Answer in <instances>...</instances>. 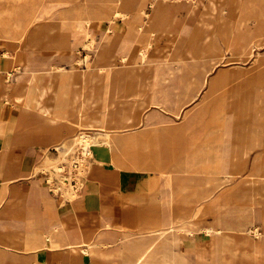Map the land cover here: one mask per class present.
Wrapping results in <instances>:
<instances>
[{
    "label": "rangeland",
    "instance_id": "rangeland-1",
    "mask_svg": "<svg viewBox=\"0 0 264 264\" xmlns=\"http://www.w3.org/2000/svg\"><path fill=\"white\" fill-rule=\"evenodd\" d=\"M154 1H134L126 15L122 11L110 15V19L113 18L112 21L109 19L103 22L104 20L96 19L89 24L83 23L85 28L91 30L90 36L95 40L100 38L104 30L109 35L115 31L121 32L122 39L125 40L123 43L133 47L135 56L142 51L141 49L146 48L148 59L142 65H139L135 58L133 62L137 64L121 62L119 66L114 67L112 74L116 76L113 79L121 80L119 85L117 83L111 85L74 83L70 90L85 95L94 92L101 97L98 106H103L105 103L115 108L124 106L130 98H133L126 96L124 91L119 92L130 82L136 84V89L149 91L139 98L144 104L139 109L140 121L131 120L132 125L117 127L116 130L121 135L133 134L134 132L131 133V131L135 130L137 138L134 145L138 150L135 156L144 159L154 153L159 156L160 160L163 156L167 159L165 160L167 165H170L168 179L172 181L180 176L181 180L186 183L184 195L180 194V197L176 187H170L171 195L168 202L170 216L180 220L178 210L185 209L184 214L189 216V219L185 218V220L195 223L196 229L192 235L200 242V246L208 247L209 239L205 232L206 228L212 225V216L207 212L209 203L219 201V213H224V218L229 223H235L237 219H240L239 216L245 217V213L258 211L256 208L259 204L264 207V190L258 193L259 187L261 185L264 187V180L257 178L264 175V169L260 168L264 164V158H256L262 148L254 149L245 162V168L243 165L240 169L241 173L224 183L206 172L209 165L205 161L206 157L212 154L208 147L209 142L216 144L220 139L210 141L217 136L214 132L226 129L215 130L219 123L216 119V107L221 94L211 92L213 84L222 74L223 82L226 79H232V101L231 103L224 102L231 106L239 102L243 104L251 101L255 88L264 85V0H255L254 6L250 5V8H244L243 4L241 5V2L245 0H162L167 5L166 14L161 15L156 20L153 30L151 27V31H148L145 28L151 26L152 22L140 12L143 10L148 14L153 13ZM108 4L112 5L88 0H0V126L4 128L5 121L11 114H14L16 101H19V112L25 117V106L23 105L33 97L34 92L33 82L29 81L33 68L42 65L48 68L68 65L70 73L86 69L87 62L91 56L95 55L94 50L86 45L74 44L73 36H68L63 40L64 31L61 26L67 23L70 13L77 15L82 13L85 16L86 13L99 14L103 8L110 9ZM111 12L114 10L112 9ZM211 26L218 34V49L211 47L208 36ZM5 34L12 36L6 38ZM57 38H60L59 43ZM7 44H9V49ZM6 51H9V55L5 57ZM119 51L120 49H117L113 53L114 58L118 56ZM241 53L245 56L237 57ZM26 69L28 72L22 75ZM70 73L68 76L71 75ZM102 73H107V69L104 68ZM226 73H233L236 77L226 76ZM259 74L263 79L258 83ZM18 78L26 88V96L24 98L21 96L23 99L20 100H16L14 94L4 95L5 85L13 83ZM248 91H252V94ZM226 92V90L223 91L224 94ZM156 93L162 96L170 95L171 99L165 106L156 107L152 102L147 105V102L151 101V95ZM96 97L92 96L91 99ZM48 103L53 104L54 102L50 100ZM98 106L91 104L90 114L100 109ZM72 109V117H78L80 113L75 108ZM253 113V109L249 110L247 117H242L239 121L232 119L228 123L233 127L243 124L253 126L256 122ZM36 119L39 122L37 124L44 121L43 118ZM114 119V123L117 124L119 115ZM32 120L28 125H34ZM59 124L63 126L70 124L73 130L49 147H36V153L40 155L41 160L34 170V175L37 173L35 177L41 178L43 184L48 185L53 193H55L53 184L62 180V176L57 173L60 157L54 147L74 143L77 139L79 141L81 139L79 133L85 131V127L77 124V121L73 124L61 121ZM190 131H193L191 136H187ZM230 132L229 130V134ZM4 133L2 131V135ZM92 135L95 136V134ZM199 142L202 146L197 152ZM83 144H86V140ZM80 145L82 146V143ZM198 154H200V159L196 162L195 156ZM91 157L83 161L86 166L84 179L92 166ZM178 161H181V166L178 168H184V170L181 169L183 171L174 169ZM130 167L133 168H125L128 171L137 170L135 166ZM138 176L146 177L148 174ZM153 190L154 187L151 186V191ZM248 190L249 195L247 196H240L236 193ZM63 194L64 198L69 201H74L78 197L75 191L68 190ZM227 195L231 197H226ZM179 198L183 201H179ZM255 220L256 222L249 226L246 233L235 230L228 233L232 237L233 252L236 251V253L225 252L224 261L221 264L252 263V260L246 256V251L250 249V246L247 243L248 239L245 240V238L259 239L258 234L262 231V226L258 223V219ZM206 260L207 264H210L209 255H206Z\"/></svg>",
    "mask_w": 264,
    "mask_h": 264
},
{
    "label": "crops",
    "instance_id": "crops-1",
    "mask_svg": "<svg viewBox=\"0 0 264 264\" xmlns=\"http://www.w3.org/2000/svg\"><path fill=\"white\" fill-rule=\"evenodd\" d=\"M134 1L137 0L126 1L130 9ZM103 2L109 3L105 0ZM156 2L157 0L154 1ZM242 4L245 7V3L241 2ZM102 10L110 11L111 7ZM103 22H106V19ZM109 36L108 53L113 57L117 49L121 51L125 40L118 31ZM7 47L9 49V44ZM140 53L135 56L132 47L129 53L131 60L138 58ZM85 67L86 69L80 72L70 73V70L68 71L71 74L70 82L64 98L67 108L55 110V114L62 119L53 120L46 114L26 110H24L25 117H23L19 112V106H14V114H11L5 121L4 128L0 126V264H130L136 253L135 250L150 244L149 239L142 241L140 234L145 232L151 235V231L157 229L170 230L171 241L157 243V248H154L153 255L149 259L150 264H164V259L158 252L164 248L177 251L175 264H185L186 259L192 261L193 264H197V259L198 264H207L206 255L210 256V264H217V261L212 258L214 249H223L221 262L224 261L225 252L236 253V251L233 252L231 246L232 237L228 234L230 231L246 233L249 226L256 222L255 219H258V223L262 226V231L259 233H264V207L262 205L259 204L256 208L258 211L253 210L254 213H245L247 219L239 216L240 219H237L235 223H229L225 220L224 213H219L218 203L220 202L214 201L209 203L207 208V212L212 216V225L206 228L205 232L209 239L208 247L200 246V242L192 235L196 229L195 223L185 220V218L189 219V216L184 214L185 209L178 210L180 220L170 216L168 204L171 195L170 187H176L180 197L184 195L186 183L181 180L180 176L172 181L168 179L170 165H167L165 161L167 159L163 156L161 160L154 153L144 159L135 156L138 154L137 147L134 145L137 138L135 130H128L131 133L134 132L130 135L119 133L121 137L117 142L120 154L117 151L115 154L107 143L97 146L92 158V166L86 173L82 189L77 193L78 197L74 201L67 200L64 195L53 193L48 185L43 184L41 178H36L37 173L34 175V170L41 160L40 155L36 153V147H49L68 135L73 127L70 124L63 126L59 122L66 121L73 124L77 121L82 115L79 108L84 101L88 105L98 106L100 104L101 97L94 92L85 95L70 90L74 83H101L103 85L117 83L119 85L121 81L118 78L113 79L116 75H113L112 71L116 66L111 67L110 71H108V66L101 63L92 67L86 64ZM104 68L107 69L105 74L102 73ZM220 77L211 88L212 93L215 91L221 94L217 105L223 100L228 101L233 98L232 79H226L223 82ZM135 85L130 82L127 87L122 88L123 90H119L121 93L124 91L126 96L133 97L124 106L115 108L104 103L103 106H98L100 109L94 114L89 113L94 120H100L102 116L99 112L105 108L106 117L103 118L104 125H106L105 131L118 133L117 127L130 126L133 124L131 120L140 121L139 109L144 104L139 98L149 91L136 89ZM23 87L25 88L24 85ZM224 90L227 91L225 94ZM22 96L23 98L26 96L25 91ZM92 96L97 97L91 99ZM151 96V101H148L147 105L152 102L156 107L165 106L171 99L170 95L162 96L159 93ZM50 100L54 102L52 105L56 103L54 99ZM72 108L80 113L78 117H72ZM117 115H119V121L116 124L114 118ZM63 116L67 117L63 118ZM36 118H43L44 121L37 124L39 122ZM31 119L34 123L32 126L28 125ZM231 120L228 122L230 123ZM43 122L56 123L47 127L41 125ZM229 126L231 129L234 128L232 124ZM84 129L85 131L79 133L81 140L83 132L93 131L88 128ZM229 130L227 126L225 130L214 132L217 136L210 141L221 137L230 138L228 137ZM2 131L5 132L4 135ZM192 132L187 133V136H191ZM197 146V152H199L202 145L199 142ZM156 153L158 154L157 151ZM195 158L198 162L200 154ZM207 159L208 157L205 161L210 168L206 172L216 176L222 183L241 173H233L232 161L226 159L225 163L217 164ZM246 160L241 163L244 164V168ZM180 162L178 161L174 169L184 170V168H178L181 166ZM130 166H135L137 170H126L125 167L133 168ZM147 174L146 177L138 176ZM151 186L154 187L153 191H151ZM247 192L236 193L240 196H247ZM179 201L183 199L179 198ZM247 239L250 249L246 251V256L252 260L250 264H255V258L252 255L254 240L245 238Z\"/></svg>",
    "mask_w": 264,
    "mask_h": 264
},
{
    "label": "bare ground",
    "instance_id": "bare-ground-1",
    "mask_svg": "<svg viewBox=\"0 0 264 264\" xmlns=\"http://www.w3.org/2000/svg\"><path fill=\"white\" fill-rule=\"evenodd\" d=\"M88 1L95 2V3L103 2V0H88ZM105 1L112 4V5H110V7H111L110 11L102 10L103 12L101 11V13H99V14H94L95 12L86 13L87 14L86 16H85V14H82V13L78 14V15L74 14V13H70L68 15L67 23L65 25L61 26V29H62V31H64V35L62 37L63 40L65 38H67L68 36H73L75 39L74 44H78L80 46L86 45V47L91 48V50L92 49L94 50L95 55L93 54L94 56H91V59L87 62L88 67H92V66H95V65H98L99 63H101V64L108 66V71H110L111 67L119 66V63H121V62L122 63H128V62L132 63L133 62V60H131L130 55H129L131 47L127 46V44L125 43L122 45L121 51L118 53V56L116 58L111 57L108 53V49H109V47H108L109 41L108 40L110 39L109 33L104 30L99 39H97V40L92 39L90 36L91 30L85 28V26H84L85 24L83 25V23L89 24L96 19L109 20L110 19L109 16L112 14H115L117 11H120V12L122 11L126 15L127 12L130 10V8H129L128 4L126 3L127 0H105ZM244 3H245L244 4L245 7L250 8V5H252V7L254 6L255 0H245ZM112 9L114 10V12H111ZM166 9H167V5L162 0H157V2L154 5V8H153V13L148 14L146 11L141 10L140 13L142 14V16L146 17L147 19H149L152 22L151 26L148 24L149 26L147 28H145V30L151 31V27L153 30V27H154V24L156 23V20L159 19V17L165 13ZM99 15H101V16H99ZM106 15H107V17H106ZM112 19H110V21H112ZM125 21H127V20H125ZM241 22L243 23V21H241ZM243 27H245V26H243ZM233 33H234V31H233ZM11 36H12L11 34H5L6 38H9ZM208 36H209V40L211 41V47L213 49H218L219 48L218 34L215 32V29H213V26H211L210 33ZM179 38H180V35H179ZM85 39H87V40H85ZM56 40H58L57 41L58 43L60 42V38H57ZM148 44H150V43H148ZM10 45H12V44H10ZM236 46H237V44H236ZM254 46H255V44H254ZM232 52H234V51H232ZM31 54H33V53H31ZM7 55H9V51H6L4 54L5 57ZM233 55L236 56L235 54H233ZM19 56H21V55H19ZM243 56H245V55L242 53L240 55L239 54L237 55V57H243ZM147 59H148V51L146 48H143L141 53H140V56L137 58L138 61L137 60L136 61H137V63H139V65L140 64L142 65V63L144 64ZM45 63H43V64H45ZM137 63H135V64H137ZM67 66L61 65V66H57L56 68H48V67L42 65V66H38V67H35L32 69V75H31L29 81L33 82V85H34L33 86V89H34L33 94L34 95L32 98H30L29 101H27L25 103V105H23V106H25L24 110L30 111V112L34 111L37 113L46 114L49 117H52L53 120H58L59 118L62 119V117L57 116L55 114V110L58 108H60V109H66L67 108V105H66L65 100H64V98L67 94L66 88L69 86V82H70V77L68 76V71L70 70V68ZM26 72H28V69L23 71L22 75H24ZM227 75H232V76H234V78L236 77L233 73H226V76ZM221 77H223V74ZM108 79H109V73L107 74V81H108ZM262 79L263 78L261 77V74H259V77L257 78L258 83ZM263 81H264V79H263ZM20 86H22V87H20ZM252 89L254 90V88H252ZM252 89H250V90H252ZM5 90H6V92L4 95H7L9 93L14 94L15 99L20 100L21 96L23 94V91H26V88L23 87L22 81L19 80V78H18V80H15L13 83L7 84ZM27 91H28V88H27ZM248 92H250V91H248ZM245 95L248 96V94H245ZM248 97H250V96H248ZM5 98H6V96H5ZM50 99H54L56 101V103L54 105L49 104L48 101ZM251 99H249L251 101L244 102L243 104H241L239 102L238 104H235V105L233 104V106L227 105V103H224V102H230L231 103L232 99H230V100L228 99V101L224 100V101L220 102V104L218 105V111L216 112L217 113L216 119L219 121L218 128H216V129L218 130L220 128L219 130H221V128H226L228 126V128L231 131L229 136H228L230 138H220L219 140H217L216 144L209 142V145H208L212 154L210 156H208L207 160L213 161L217 164L225 163L226 159H227V161H232V164L234 167V170H233L234 174L240 173L239 171H241L240 169H242V166L244 165L241 163H243V161L245 159H248L249 154L252 151H254V149L263 148V150L258 152L259 155L256 158L257 159L262 158V157L264 158V85L263 86H257L255 88L254 93L251 95ZM18 103H19V101L15 102V107L18 106ZM89 109H90V105H88L87 102L84 101L79 108V111L81 112L82 115L78 118V120L76 119L77 124H79L85 128L93 130V132L88 131V132L82 133V140H84V141L86 140V147H91V148H89V151H88L89 155L94 157V152L96 151L97 146L100 144H106V143L115 152V154H117L116 151L120 152V150H119L120 147H119V144L117 141H118V139H120L119 137H121V135L119 133H115V132L114 133L113 132H107V131H105L106 129H104V128H106V125H104V121H103V118L106 117L105 108L103 111L99 112L102 116V119H100V120H94V118L89 114L90 113ZM252 109L254 112L253 116H254V119L256 121V122H254L253 126H247V124H243L241 126H236V127L234 126V128H232V129L230 128L228 121H230L231 119H233L235 121H239L242 117H245V116L247 117L248 111L252 110ZM65 114H67V113H65ZM66 117L67 116H63V118H66ZM54 123H56V122H54ZM54 123L53 122L52 123L43 122L41 125L42 126H45V125L51 126ZM92 134H95V136H93ZM213 149H215L214 150L215 152H213ZM92 157H91V161H92ZM208 168H210V167H208ZM213 168H214V166H213ZM260 168L264 169V164ZM257 178H259L261 181H263L264 175L257 177ZM256 181H258V180H256ZM263 183H264V181H263ZM259 188H260V191L264 190L263 186H260ZM260 191H258V193H260ZM247 195H249V190L247 192ZM254 234H255V232H254ZM256 234H258V233H256ZM170 235H171L170 230L167 231L164 229H157V230L151 231V235H147V234H145V232L141 233L140 237L143 238L142 241L149 239L150 244H148L144 248L135 250L136 253L134 254V256H133L134 258L130 264H150L149 259L153 255V251H154V248L156 247L157 243L160 241H164V242L171 241V238H169ZM149 236H151V237H149ZM258 236H259L258 237L259 239L258 240L254 239V242H253V253H252V255L255 258V264H264V233H262V234L259 233ZM222 241H224V240H222ZM217 244H218V242H217ZM223 244H224V242H223ZM158 252L160 253V256L163 257L164 264H175L176 263L175 259L177 257V251H175L174 249L164 248V249L159 250ZM222 252H223L222 248L214 249L212 251V258H214L217 261V264H221ZM161 261H162V259H161ZM185 264H193V262L186 259Z\"/></svg>",
    "mask_w": 264,
    "mask_h": 264
},
{
    "label": "built area",
    "instance_id": "built-area-1",
    "mask_svg": "<svg viewBox=\"0 0 264 264\" xmlns=\"http://www.w3.org/2000/svg\"><path fill=\"white\" fill-rule=\"evenodd\" d=\"M77 140L74 143L60 144L54 147L60 157L57 173L62 176L61 181L53 184V190L57 194L64 195L63 192L68 190L78 193L82 189L84 169H86L83 161L90 156L88 151L91 147H86V144H83L84 140Z\"/></svg>",
    "mask_w": 264,
    "mask_h": 264
}]
</instances>
